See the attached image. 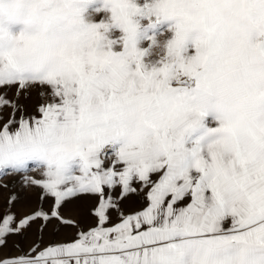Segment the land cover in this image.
<instances>
[{
    "label": "snow or ice",
    "instance_id": "snow-or-ice-1",
    "mask_svg": "<svg viewBox=\"0 0 264 264\" xmlns=\"http://www.w3.org/2000/svg\"><path fill=\"white\" fill-rule=\"evenodd\" d=\"M27 2L30 30L0 39V174L54 203L17 218L11 197L0 249L33 224L77 232L0 264H264V0ZM144 21L171 33L159 56L156 35L138 47ZM35 86L50 101L32 115L18 101ZM81 141L86 151L28 176L43 165L25 146ZM137 193L143 206L125 214ZM79 194L97 199L88 231L60 212Z\"/></svg>",
    "mask_w": 264,
    "mask_h": 264
},
{
    "label": "rangeland",
    "instance_id": "rangeland-1",
    "mask_svg": "<svg viewBox=\"0 0 264 264\" xmlns=\"http://www.w3.org/2000/svg\"><path fill=\"white\" fill-rule=\"evenodd\" d=\"M140 2L143 3L144 0H140ZM98 6V4L91 5L87 9V12L92 13L93 10ZM96 18L99 19L100 17ZM142 24L144 25V27H142V33L138 40V47L142 49L147 48L151 43V41L147 39L148 36L156 35L158 40H163L167 37H170L171 35V33L161 35V33L166 32L167 24L162 25L159 29L147 28L146 21L142 22ZM146 59H150V57ZM48 91L49 90L46 87L35 86L26 96L21 97L18 102L26 108L28 114L34 115L40 105L46 104L50 101ZM42 92L45 95L42 96ZM8 95L9 97H12L14 95V90L13 92H9ZM3 116L7 118V109L3 111ZM28 176L35 179H41L42 171L40 169L33 170L28 173ZM13 196H15L16 199L13 201L10 211L15 213V215L21 214L25 216L37 210L38 208L47 211L50 207H52L54 203L53 199L48 198L47 194L43 192V190L39 186L30 184L25 185L23 183V174H13L8 172L0 174V213H3L9 209V199ZM42 196L45 198L41 199ZM72 202L73 201L64 203L60 208V212L64 219L75 221L79 225V229H81V223L79 222L77 217H75L72 211H69L67 209L68 204H71ZM81 203L82 202H80V205H77V208L80 209L79 211L82 210ZM94 220L93 221L96 222V219ZM95 225L96 223H94L93 227ZM76 232L77 228L74 226H57L56 222L53 221L52 223H49L46 228H44L43 233H40L37 230V224H33L24 236H12L13 252L14 254L19 253V247H21L19 243L20 240H22V243L25 244V247L22 246L24 249H27L33 243H38L40 247L43 248L44 246L49 244L71 241L75 238ZM0 251L2 250L0 249Z\"/></svg>",
    "mask_w": 264,
    "mask_h": 264
},
{
    "label": "clouds",
    "instance_id": "clouds-1",
    "mask_svg": "<svg viewBox=\"0 0 264 264\" xmlns=\"http://www.w3.org/2000/svg\"><path fill=\"white\" fill-rule=\"evenodd\" d=\"M109 7H111V5H109ZM21 9L24 10L22 15L20 14ZM29 9L30 5L27 0H16L12 5L5 4L4 11L0 14V27L3 28V31L0 32V39L7 41L9 38H14L19 36L22 32L30 30L32 18ZM94 18L95 13L93 12L88 13L86 11L83 15V20L86 23H91ZM163 43V40H158L157 45L152 49L153 55L159 56L163 53ZM82 151H86V144L83 141L79 143L65 142L63 144L51 145L46 148L37 145L25 146V152L43 165V167L39 168L42 173L50 169L55 171L57 167L64 163L67 157Z\"/></svg>",
    "mask_w": 264,
    "mask_h": 264
},
{
    "label": "crops",
    "instance_id": "crops-1",
    "mask_svg": "<svg viewBox=\"0 0 264 264\" xmlns=\"http://www.w3.org/2000/svg\"><path fill=\"white\" fill-rule=\"evenodd\" d=\"M118 193H119V188H116L113 191L112 195L115 197L118 195ZM140 195L141 194H139V193L130 194L129 197L126 198L122 202V208H123V211L125 214L132 213V212L140 209L143 206L142 203L140 202ZM71 201H73V202L71 204L70 203L68 204L67 209L69 211H72L74 213L75 217H77V219L81 223V225H80L81 229L80 230L85 231V230H88L91 227H93L94 223H96V222H94L95 218L91 215L90 210L92 208H94L97 204L96 197L92 194H79V198L72 199ZM80 202H82L81 203V208H82L81 211L82 212L79 211L80 210L79 208H77V205H80ZM16 216L21 218L23 215L19 214ZM116 222H118V221L114 219L113 223H116ZM12 240H13L12 236L8 237L7 247L1 249L2 251H0V257H13V256H18L20 254V252L18 254H14ZM19 243H20L21 247L22 246L25 247V244L22 243V240H20Z\"/></svg>",
    "mask_w": 264,
    "mask_h": 264
}]
</instances>
